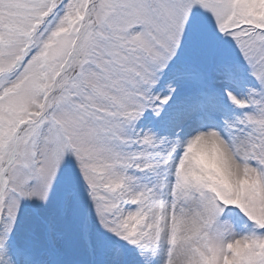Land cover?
Masks as SVG:
<instances>
[{
  "label": "rangeland",
  "instance_id": "374dc122",
  "mask_svg": "<svg viewBox=\"0 0 264 264\" xmlns=\"http://www.w3.org/2000/svg\"><path fill=\"white\" fill-rule=\"evenodd\" d=\"M0 200V264H264V0H0Z\"/></svg>",
  "mask_w": 264,
  "mask_h": 264
},
{
  "label": "bare ground",
  "instance_id": "6f19581e",
  "mask_svg": "<svg viewBox=\"0 0 264 264\" xmlns=\"http://www.w3.org/2000/svg\"><path fill=\"white\" fill-rule=\"evenodd\" d=\"M201 134H192L191 139L194 145V149L196 151L200 152H218V164H220L221 167L225 168L228 171L229 176L232 177L235 176V170H234V164L231 162V156H234V152L237 151L228 145H224V141H221L220 137H215L208 129H204L203 132H199ZM227 148V149H226ZM237 154V153H236ZM193 185V181H189V186ZM184 190L178 189V195L181 196ZM175 204V203H173ZM208 216V210L207 208L198 200V198H194V200L189 204L188 208L184 212L178 213L177 218V229L179 230V234H185L186 232H193L197 231L201 228V226L204 224ZM182 238L183 243L179 246L180 251L186 252L189 239ZM2 245H0L1 249ZM2 252V249L0 250V254ZM115 259V258H113ZM114 264V263H112ZM172 264H185L183 262L182 256L179 255V257H174Z\"/></svg>",
  "mask_w": 264,
  "mask_h": 264
}]
</instances>
